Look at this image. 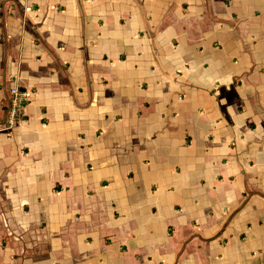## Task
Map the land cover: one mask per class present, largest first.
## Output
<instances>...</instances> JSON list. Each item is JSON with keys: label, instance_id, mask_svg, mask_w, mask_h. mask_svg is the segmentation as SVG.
<instances>
[{"label": "crops", "instance_id": "1", "mask_svg": "<svg viewBox=\"0 0 264 264\" xmlns=\"http://www.w3.org/2000/svg\"><path fill=\"white\" fill-rule=\"evenodd\" d=\"M0 264H264V0H0Z\"/></svg>", "mask_w": 264, "mask_h": 264}, {"label": "built area", "instance_id": "2", "mask_svg": "<svg viewBox=\"0 0 264 264\" xmlns=\"http://www.w3.org/2000/svg\"><path fill=\"white\" fill-rule=\"evenodd\" d=\"M9 95L10 103L7 110V126L12 127L22 120L26 105L30 101L31 93L13 86L9 90Z\"/></svg>", "mask_w": 264, "mask_h": 264}]
</instances>
